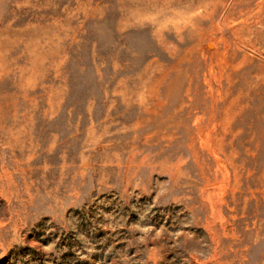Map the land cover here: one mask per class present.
I'll use <instances>...</instances> for the list:
<instances>
[{
    "label": "rangeland",
    "instance_id": "374dc122",
    "mask_svg": "<svg viewBox=\"0 0 264 264\" xmlns=\"http://www.w3.org/2000/svg\"><path fill=\"white\" fill-rule=\"evenodd\" d=\"M0 264H264V0H0Z\"/></svg>",
    "mask_w": 264,
    "mask_h": 264
},
{
    "label": "bare ground",
    "instance_id": "6f19581e",
    "mask_svg": "<svg viewBox=\"0 0 264 264\" xmlns=\"http://www.w3.org/2000/svg\"><path fill=\"white\" fill-rule=\"evenodd\" d=\"M208 47H209L210 49H212V46H211V45H209Z\"/></svg>",
    "mask_w": 264,
    "mask_h": 264
}]
</instances>
